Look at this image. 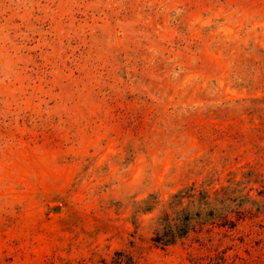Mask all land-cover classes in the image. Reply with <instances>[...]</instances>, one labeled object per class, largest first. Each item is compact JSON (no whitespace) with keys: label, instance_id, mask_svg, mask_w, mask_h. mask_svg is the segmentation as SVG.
Wrapping results in <instances>:
<instances>
[{"label":"rangeland","instance_id":"374dc122","mask_svg":"<svg viewBox=\"0 0 264 264\" xmlns=\"http://www.w3.org/2000/svg\"><path fill=\"white\" fill-rule=\"evenodd\" d=\"M257 200L264 0H0V264H264Z\"/></svg>","mask_w":264,"mask_h":264},{"label":"trees","instance_id":"16d2710c","mask_svg":"<svg viewBox=\"0 0 264 264\" xmlns=\"http://www.w3.org/2000/svg\"><path fill=\"white\" fill-rule=\"evenodd\" d=\"M232 197V196H231ZM242 198L244 196H237L233 198L235 201L242 202ZM186 199L187 204L184 207V211L186 215L182 219V222L176 224L178 214H184L182 209L175 208L177 206L178 201ZM172 201L169 203V208L171 214L167 213L166 222L163 225V233L160 232L159 235L155 238V241L159 243H163L164 245H168L176 242L180 238L184 237L191 228L190 221L192 219V214L195 213L197 217H209L211 215L216 214L223 203L226 200L232 201L231 198L223 197V195H216L215 197H211L209 193L204 190L200 192H196L192 187L181 190L178 194L173 196ZM217 202V204H216ZM255 204H264V200H257L253 202ZM192 208H196V211L192 210Z\"/></svg>","mask_w":264,"mask_h":264}]
</instances>
